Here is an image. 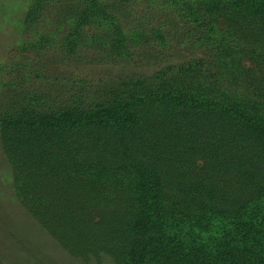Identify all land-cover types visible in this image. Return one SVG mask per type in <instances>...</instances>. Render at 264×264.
<instances>
[{
	"label": "trees",
	"instance_id": "obj_1",
	"mask_svg": "<svg viewBox=\"0 0 264 264\" xmlns=\"http://www.w3.org/2000/svg\"><path fill=\"white\" fill-rule=\"evenodd\" d=\"M66 1L17 11L20 51L52 35L62 60L94 51L109 80H71L59 103L24 84L32 60L3 67L0 144L24 210L86 261L264 264V86L229 65L264 62V0Z\"/></svg>",
	"mask_w": 264,
	"mask_h": 264
},
{
	"label": "rangeland",
	"instance_id": "obj_2",
	"mask_svg": "<svg viewBox=\"0 0 264 264\" xmlns=\"http://www.w3.org/2000/svg\"><path fill=\"white\" fill-rule=\"evenodd\" d=\"M58 1L67 4L66 0ZM28 2L29 0H0V93L4 94L5 89L2 81L8 78L2 70L3 67L9 62L26 59L32 60L27 64L31 75L23 78L24 84L31 81L40 92L50 96V101L59 103L64 101L70 94L71 80L86 78L91 80L96 89H103L109 80L108 69L111 66L102 61L99 56H95L94 51L85 52L79 60L78 58L62 60V56H59V47L52 42V35L45 37L43 45L41 43L38 45L36 34H31L30 39L27 40L29 50L20 51L22 47L18 36L20 35L19 25L22 14L17 11L20 13L24 11ZM110 2L120 3V0H110ZM134 2L140 4L141 1L134 0ZM130 18L135 21L144 20L142 15L135 17L131 15ZM168 19L166 17L167 22ZM175 21L176 19H172V22L168 23L175 28L178 26ZM53 28L54 26L49 29V32L53 33ZM226 28L227 25L224 21L217 24V30L221 34L227 32ZM85 30L93 31L91 27L85 28ZM49 32L46 31L47 34H50ZM144 48L147 49L140 50L139 54L145 56L150 48L148 46ZM196 54L197 51L192 50L186 53V57H194ZM199 55L200 53H198ZM134 61L135 65L137 62L140 63L139 67L146 66L145 57H134ZM258 62H255L251 56L245 55L244 57L243 55L233 59L229 65L233 68L238 64V68L245 78L256 79V82L264 86V62ZM4 105L5 101L0 97V109L4 108ZM215 180L219 186L227 189L235 186L229 179L219 177ZM13 185L9 160L0 144V264H113V260L105 254L89 258L87 261L69 255L60 241L46 233L38 221L24 210L16 198ZM69 207L74 212L78 206L72 202ZM175 208L176 211L168 209L167 214L171 213L179 219H187L192 216V212L188 209H180L179 206Z\"/></svg>",
	"mask_w": 264,
	"mask_h": 264
}]
</instances>
